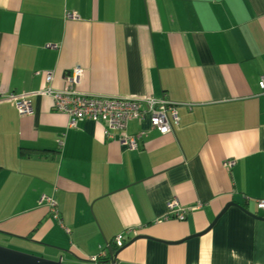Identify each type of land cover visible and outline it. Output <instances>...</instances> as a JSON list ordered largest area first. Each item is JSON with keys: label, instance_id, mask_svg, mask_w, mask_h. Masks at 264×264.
Wrapping results in <instances>:
<instances>
[{"label": "crops", "instance_id": "obj_1", "mask_svg": "<svg viewBox=\"0 0 264 264\" xmlns=\"http://www.w3.org/2000/svg\"><path fill=\"white\" fill-rule=\"evenodd\" d=\"M263 81L264 0H0V240L64 264L121 235L115 264H264V221L241 210L264 219ZM47 91L164 99L179 124L131 122L147 135L130 151L102 122L70 127ZM172 202L185 222H165Z\"/></svg>", "mask_w": 264, "mask_h": 264}, {"label": "built area", "instance_id": "obj_2", "mask_svg": "<svg viewBox=\"0 0 264 264\" xmlns=\"http://www.w3.org/2000/svg\"><path fill=\"white\" fill-rule=\"evenodd\" d=\"M68 18L74 20L76 17L74 15H68ZM80 79L81 72H77L73 77L68 78L69 82L75 86L80 83ZM52 81V76H48L46 79L47 84H51ZM260 86L264 91V81ZM45 94L52 97L53 110L56 113L70 118V127L76 128L79 122H102L107 126V130H105L107 140L113 141L116 139L114 133H121L118 136V141L124 148L130 151L137 150L139 142L147 135L146 132H142L136 136H129L126 131L131 122L138 121L142 123L148 117L151 131H156L161 136L174 133L176 126L179 124L177 108L164 99H111L85 96L76 92L54 93L52 91H47ZM8 100L16 103L17 109L21 115H30L32 113L31 104L29 102L25 100L18 101L15 96L10 97ZM234 166L235 162H231L227 164L226 168L231 169ZM40 203L41 205L49 207L51 216L55 221L60 220V212L57 203L52 198L44 197ZM198 208L200 209V207ZM257 208L259 211L264 212V200L257 202ZM191 211L192 210L179 207L176 202L169 203L165 222L171 220L185 222ZM124 243L125 237L122 235L115 241L116 247L119 249L124 246ZM106 258L107 252L104 251L98 257L90 259V263L100 264V262Z\"/></svg>", "mask_w": 264, "mask_h": 264}, {"label": "water", "instance_id": "obj_3", "mask_svg": "<svg viewBox=\"0 0 264 264\" xmlns=\"http://www.w3.org/2000/svg\"><path fill=\"white\" fill-rule=\"evenodd\" d=\"M232 206H235V205L228 206L225 209V211L222 213L221 217ZM241 210L243 212H245L248 216H250V217H252L254 219H257L259 221H264L263 218H259L257 215L251 214V213L243 210L242 208H241ZM219 219H220V217L218 219H216V221H214V223L206 231V233L210 232L215 227V225L217 224V222H218ZM201 236H203V234L198 235L196 237H189L186 240H191L193 238H198V237H201ZM139 240H150V241L157 242L159 244H163V245H167V246L179 245V244H183L184 243V241H181V242H178V243H168V242L159 241V240L152 239V238L145 237V236H138L131 243H135V242H137ZM124 249L125 248L120 249L119 252L116 253V254H114L111 250H109V254H110L111 260L113 261V264L116 263L119 254ZM0 264H64V263L61 260L58 261V262H52V261L45 260L43 258L34 257V256H31V255L23 254V253H20V252H17V251H13V250H10V249H7V248L0 247Z\"/></svg>", "mask_w": 264, "mask_h": 264}, {"label": "rangeland", "instance_id": "obj_4", "mask_svg": "<svg viewBox=\"0 0 264 264\" xmlns=\"http://www.w3.org/2000/svg\"><path fill=\"white\" fill-rule=\"evenodd\" d=\"M0 247L7 248V249H10V250H13V251H17V252H20V253H23V254L31 255V256H34V257L43 258V259L48 260V261L55 262L50 257H45V258L41 257V255H39V252L31 251L28 248H24V247H20V246L18 247V246H15L14 244L12 245V244L7 243V242H5L3 240H0ZM47 258H49V259H47Z\"/></svg>", "mask_w": 264, "mask_h": 264}, {"label": "trees", "instance_id": "obj_5", "mask_svg": "<svg viewBox=\"0 0 264 264\" xmlns=\"http://www.w3.org/2000/svg\"><path fill=\"white\" fill-rule=\"evenodd\" d=\"M26 152H30V154L31 153H33L32 151H26ZM26 152H25V154H26ZM35 153V152H34ZM110 250L114 253V254H116V253H118L119 252V248H117L114 244H112V246L110 247ZM109 264V263H113V261L111 260V257H110V254H108L107 255V258L105 259V260H102L101 262H100V264Z\"/></svg>", "mask_w": 264, "mask_h": 264}]
</instances>
